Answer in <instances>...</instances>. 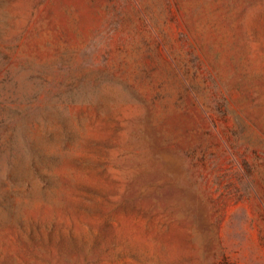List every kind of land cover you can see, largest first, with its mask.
<instances>
[{"label":"rangeland","instance_id":"1","mask_svg":"<svg viewBox=\"0 0 264 264\" xmlns=\"http://www.w3.org/2000/svg\"><path fill=\"white\" fill-rule=\"evenodd\" d=\"M0 264H264V0H0Z\"/></svg>","mask_w":264,"mask_h":264}]
</instances>
